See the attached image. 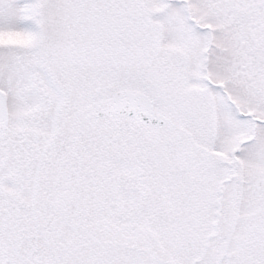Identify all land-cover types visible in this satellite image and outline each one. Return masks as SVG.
Listing matches in <instances>:
<instances>
[{
    "label": "snow or ice",
    "instance_id": "6c2138e0",
    "mask_svg": "<svg viewBox=\"0 0 264 264\" xmlns=\"http://www.w3.org/2000/svg\"><path fill=\"white\" fill-rule=\"evenodd\" d=\"M0 264H264V0H0Z\"/></svg>",
    "mask_w": 264,
    "mask_h": 264
}]
</instances>
